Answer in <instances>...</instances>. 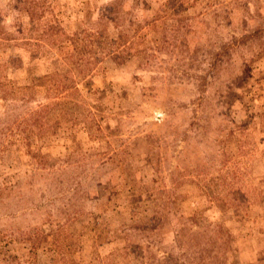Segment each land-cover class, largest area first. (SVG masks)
Instances as JSON below:
<instances>
[{
  "label": "rangeland",
  "instance_id": "1",
  "mask_svg": "<svg viewBox=\"0 0 264 264\" xmlns=\"http://www.w3.org/2000/svg\"><path fill=\"white\" fill-rule=\"evenodd\" d=\"M0 264H264V0H0Z\"/></svg>",
  "mask_w": 264,
  "mask_h": 264
}]
</instances>
